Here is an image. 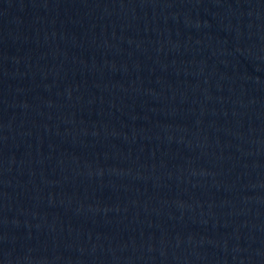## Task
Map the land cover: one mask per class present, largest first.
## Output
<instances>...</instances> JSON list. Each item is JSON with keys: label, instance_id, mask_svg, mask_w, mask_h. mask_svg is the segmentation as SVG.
Masks as SVG:
<instances>
[{"label": "water", "instance_id": "obj_1", "mask_svg": "<svg viewBox=\"0 0 264 264\" xmlns=\"http://www.w3.org/2000/svg\"><path fill=\"white\" fill-rule=\"evenodd\" d=\"M0 264H264V0H0Z\"/></svg>", "mask_w": 264, "mask_h": 264}]
</instances>
